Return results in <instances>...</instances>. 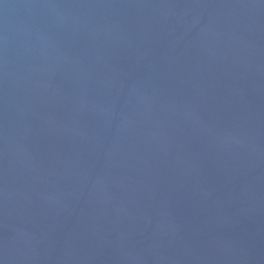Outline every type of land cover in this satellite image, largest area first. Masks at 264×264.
Wrapping results in <instances>:
<instances>
[{
    "label": "water",
    "instance_id": "water-1",
    "mask_svg": "<svg viewBox=\"0 0 264 264\" xmlns=\"http://www.w3.org/2000/svg\"><path fill=\"white\" fill-rule=\"evenodd\" d=\"M0 264H264V0H0Z\"/></svg>",
    "mask_w": 264,
    "mask_h": 264
}]
</instances>
